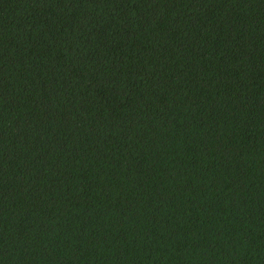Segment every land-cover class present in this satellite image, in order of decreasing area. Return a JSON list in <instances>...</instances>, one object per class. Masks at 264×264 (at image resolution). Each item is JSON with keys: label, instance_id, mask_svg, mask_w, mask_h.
Masks as SVG:
<instances>
[{"label": "trees", "instance_id": "trees-1", "mask_svg": "<svg viewBox=\"0 0 264 264\" xmlns=\"http://www.w3.org/2000/svg\"><path fill=\"white\" fill-rule=\"evenodd\" d=\"M0 264H264V0H0Z\"/></svg>", "mask_w": 264, "mask_h": 264}]
</instances>
